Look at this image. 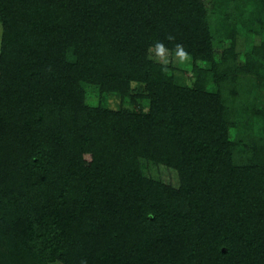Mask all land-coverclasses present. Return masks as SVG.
Instances as JSON below:
<instances>
[{"label":"trees","instance_id":"1","mask_svg":"<svg viewBox=\"0 0 264 264\" xmlns=\"http://www.w3.org/2000/svg\"><path fill=\"white\" fill-rule=\"evenodd\" d=\"M0 25V264H264V0H0Z\"/></svg>","mask_w":264,"mask_h":264},{"label":"rangeland","instance_id":"2","mask_svg":"<svg viewBox=\"0 0 264 264\" xmlns=\"http://www.w3.org/2000/svg\"><path fill=\"white\" fill-rule=\"evenodd\" d=\"M0 34H1V25H0ZM256 38V37H255ZM258 39H256L255 41L257 42ZM238 44L239 46H243L244 42L243 40L240 38L238 39ZM151 54V57L155 60V61H158V62H163V63H172L173 65H177L181 62V59L180 57L178 56L177 53H169V52H166V51H163V50H152L150 52ZM185 66L184 69H185V73L182 75L183 76V79L190 83L191 80H192V76H191V73H190V70H189V67L187 65V62L183 65ZM187 66V67H186ZM87 90H90L89 88H87ZM95 97L93 96V93L91 94L90 96V100H94ZM161 172V175L162 176H167L168 173L164 172L163 170L160 171ZM170 176V175H169Z\"/></svg>","mask_w":264,"mask_h":264}]
</instances>
